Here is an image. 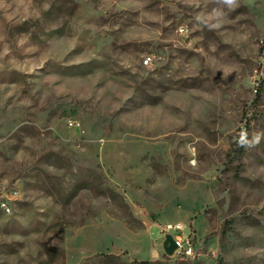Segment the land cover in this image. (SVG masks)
I'll use <instances>...</instances> for the list:
<instances>
[{
    "label": "rangeland",
    "instance_id": "obj_1",
    "mask_svg": "<svg viewBox=\"0 0 264 264\" xmlns=\"http://www.w3.org/2000/svg\"><path fill=\"white\" fill-rule=\"evenodd\" d=\"M263 43L264 0H0V264H264Z\"/></svg>",
    "mask_w": 264,
    "mask_h": 264
},
{
    "label": "built area",
    "instance_id": "obj_2",
    "mask_svg": "<svg viewBox=\"0 0 264 264\" xmlns=\"http://www.w3.org/2000/svg\"><path fill=\"white\" fill-rule=\"evenodd\" d=\"M181 30H184V28L182 27ZM145 63L146 64L151 63V57L146 58ZM4 206L7 207L5 204ZM167 234H171L174 238V241L177 244V248L172 255L181 254L185 257H190V258H194L196 256L193 237L191 235V232H186V226L184 224H182L181 222H177V223L168 222L162 226L161 240L163 241L162 247L165 253L166 251L164 249L163 244Z\"/></svg>",
    "mask_w": 264,
    "mask_h": 264
},
{
    "label": "water",
    "instance_id": "obj_3",
    "mask_svg": "<svg viewBox=\"0 0 264 264\" xmlns=\"http://www.w3.org/2000/svg\"><path fill=\"white\" fill-rule=\"evenodd\" d=\"M163 245L166 253L169 255H172L177 248V244L171 234L166 235V239Z\"/></svg>",
    "mask_w": 264,
    "mask_h": 264
},
{
    "label": "clouds",
    "instance_id": "obj_4",
    "mask_svg": "<svg viewBox=\"0 0 264 264\" xmlns=\"http://www.w3.org/2000/svg\"><path fill=\"white\" fill-rule=\"evenodd\" d=\"M226 2H227L228 4H232V3H234V0H226ZM259 139H260V137H259V135H257V136L255 137V142L258 143V142H259Z\"/></svg>",
    "mask_w": 264,
    "mask_h": 264
},
{
    "label": "trees",
    "instance_id": "obj_5",
    "mask_svg": "<svg viewBox=\"0 0 264 264\" xmlns=\"http://www.w3.org/2000/svg\"><path fill=\"white\" fill-rule=\"evenodd\" d=\"M263 53H264V43H263ZM143 263H145V264H146V262H143Z\"/></svg>",
    "mask_w": 264,
    "mask_h": 264
},
{
    "label": "crops",
    "instance_id": "obj_6",
    "mask_svg": "<svg viewBox=\"0 0 264 264\" xmlns=\"http://www.w3.org/2000/svg\"><path fill=\"white\" fill-rule=\"evenodd\" d=\"M162 227L160 226V229H161Z\"/></svg>",
    "mask_w": 264,
    "mask_h": 264
}]
</instances>
